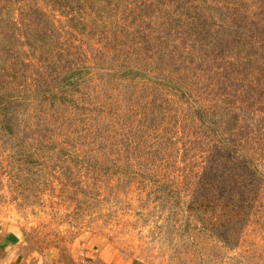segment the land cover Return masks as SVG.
I'll list each match as a JSON object with an SVG mask.
<instances>
[{"label": "rangeland", "instance_id": "rangeland-1", "mask_svg": "<svg viewBox=\"0 0 264 264\" xmlns=\"http://www.w3.org/2000/svg\"><path fill=\"white\" fill-rule=\"evenodd\" d=\"M184 5L0 1L19 23L0 30V229L23 264H264V181L233 233L225 204L191 201L219 142L264 178V27L223 71L179 35Z\"/></svg>", "mask_w": 264, "mask_h": 264}, {"label": "trees", "instance_id": "trees-1", "mask_svg": "<svg viewBox=\"0 0 264 264\" xmlns=\"http://www.w3.org/2000/svg\"><path fill=\"white\" fill-rule=\"evenodd\" d=\"M254 1L257 2V5H254V10L246 12L243 9L240 10L237 3H231V0H225V3L212 0H185L184 8L180 12L182 20L178 27L179 35L189 37L187 40L189 43L191 42L190 47H194L195 51L202 48L217 56L218 61L226 60L223 68H217L225 71L231 68V58L226 59L224 54H231V46L234 42L245 43L243 40L247 35L245 28L264 27V0ZM21 10L20 7L19 14L22 12ZM251 12L254 15L250 16ZM224 14L229 20V22L226 21L228 24L222 23L223 21L220 19V16H224ZM232 24H235L234 28H232ZM17 27H19V23L16 17L0 13V30H4L5 33L9 29L12 31ZM28 27L30 26H24V28ZM222 28L226 30L219 33L218 29ZM28 36L26 33L20 35V39H16L15 34H13L15 41H21L22 38ZM174 48L179 49L173 46ZM180 50L181 54H191L188 46L183 49L181 47ZM209 58L216 61V57L215 59L213 56ZM30 80L31 78H27L28 83ZM24 85L28 86L25 83ZM190 111L194 113L196 121L198 120L201 124L202 108L193 107ZM224 112L226 113V110ZM263 181V176L246 158L231 153V143L219 142L209 149L202 161L191 201L204 202V205L207 203L215 205L221 202L225 204L223 209L228 217H231V228L227 225L220 232L233 233L242 215V208L254 201L258 191L263 187ZM197 196L201 198L198 199ZM219 228L222 229V227Z\"/></svg>", "mask_w": 264, "mask_h": 264}, {"label": "crops", "instance_id": "crops-1", "mask_svg": "<svg viewBox=\"0 0 264 264\" xmlns=\"http://www.w3.org/2000/svg\"><path fill=\"white\" fill-rule=\"evenodd\" d=\"M13 230L0 229V264H23Z\"/></svg>", "mask_w": 264, "mask_h": 264}]
</instances>
